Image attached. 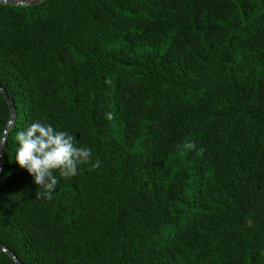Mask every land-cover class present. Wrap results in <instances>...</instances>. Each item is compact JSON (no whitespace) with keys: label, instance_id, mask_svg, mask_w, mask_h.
<instances>
[{"label":"trees","instance_id":"obj_1","mask_svg":"<svg viewBox=\"0 0 264 264\" xmlns=\"http://www.w3.org/2000/svg\"><path fill=\"white\" fill-rule=\"evenodd\" d=\"M7 1L0 247L20 264H264V0ZM36 121L100 161L56 170L50 200L15 160Z\"/></svg>","mask_w":264,"mask_h":264},{"label":"clouds","instance_id":"obj_2","mask_svg":"<svg viewBox=\"0 0 264 264\" xmlns=\"http://www.w3.org/2000/svg\"><path fill=\"white\" fill-rule=\"evenodd\" d=\"M106 119H114V115L106 113ZM19 144L15 160L19 166L26 169L33 177L38 189L37 198L52 199L59 180L54 174L56 170L64 178L74 177L78 173V166L92 163V152L88 147L77 146L76 136L58 131L47 123L33 122L26 130L16 134ZM189 150H196L194 143L183 145ZM204 148H199L197 154L202 155ZM100 161L92 163V168H99Z\"/></svg>","mask_w":264,"mask_h":264},{"label":"water","instance_id":"obj_3","mask_svg":"<svg viewBox=\"0 0 264 264\" xmlns=\"http://www.w3.org/2000/svg\"><path fill=\"white\" fill-rule=\"evenodd\" d=\"M39 1H42V0H35V1H33L31 4H35V3L39 2ZM5 3H7V4H15L14 1H7V2H5ZM15 5H16V4H15ZM0 89H1V88H0ZM2 94H3L4 98L6 99V101L9 103V106L12 108L13 105H12V103L10 102L7 93H6L5 91L2 90ZM12 112L14 113L13 108H12ZM2 147H3V146L1 145V146H0V161H1ZM0 167H1V166H0ZM0 250L4 251L6 254H8V255L14 260V262H15L16 264H20V263L16 260V258H15V257H14V256L8 251V250L3 249V248H1V247H0Z\"/></svg>","mask_w":264,"mask_h":264},{"label":"rangeland","instance_id":"obj_4","mask_svg":"<svg viewBox=\"0 0 264 264\" xmlns=\"http://www.w3.org/2000/svg\"><path fill=\"white\" fill-rule=\"evenodd\" d=\"M16 5H29L31 4L33 1H27V0H21V1H14ZM14 121V115H12V118L10 120L9 126H11L13 124Z\"/></svg>","mask_w":264,"mask_h":264}]
</instances>
